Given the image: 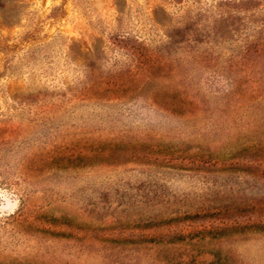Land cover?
Listing matches in <instances>:
<instances>
[{
	"label": "rangeland",
	"instance_id": "obj_1",
	"mask_svg": "<svg viewBox=\"0 0 264 264\" xmlns=\"http://www.w3.org/2000/svg\"><path fill=\"white\" fill-rule=\"evenodd\" d=\"M261 40L264 0H0V264H264Z\"/></svg>",
	"mask_w": 264,
	"mask_h": 264
},
{
	"label": "trees",
	"instance_id": "obj_2",
	"mask_svg": "<svg viewBox=\"0 0 264 264\" xmlns=\"http://www.w3.org/2000/svg\"><path fill=\"white\" fill-rule=\"evenodd\" d=\"M167 1L173 4V0H167ZM125 7H126L125 4L124 5L121 4L120 1L117 2V10L119 13L124 14L123 9ZM160 24L161 23L158 21V19L148 16L147 22H145L146 31L148 35L153 34L154 38L149 37L148 39L143 38L141 40H136L130 44L129 48H127V51L132 54V61L134 59L137 60L134 54L135 50L139 54H141L142 58L141 60H137L139 64H136V65H138V67L141 68V70H145L146 72H149L151 70H162L165 64H167L168 62H171V58L168 57V55L171 54V42L168 41V38L170 37V35L162 32V35L166 37V39L164 40L162 44H157L153 41L156 36L161 37L162 29L158 27V25ZM114 39H118V41H123L122 40L123 38H119V36L114 37ZM252 42L253 40L249 41L248 43H252ZM254 43L256 44V40L254 41ZM257 45H260L262 46V48H264V41L263 40L257 41ZM177 103L180 104L184 112L190 111V108H189L191 104L190 102L179 100Z\"/></svg>",
	"mask_w": 264,
	"mask_h": 264
}]
</instances>
